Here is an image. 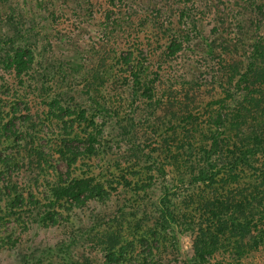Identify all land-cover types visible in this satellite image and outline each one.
Here are the masks:
<instances>
[{"label": "trees", "instance_id": "trees-1", "mask_svg": "<svg viewBox=\"0 0 264 264\" xmlns=\"http://www.w3.org/2000/svg\"><path fill=\"white\" fill-rule=\"evenodd\" d=\"M144 25L153 41L140 44L136 29ZM44 52L48 69L41 62ZM119 82L133 99L152 107L169 104L186 120L193 117V101L170 99L173 87L220 88L223 97L214 102L231 105L210 114L211 144L202 147L203 163L186 180L202 198L196 202L201 220L192 223V260L231 264L259 250L264 0H0V88L7 83L17 93L13 101L0 95V192L16 194L10 208L26 199L35 207L43 198V225L50 228L61 207L78 208L106 194L93 173L64 179L58 162L70 170L105 153L103 129L94 119L109 118L111 107L95 96L88 108L69 94L79 87L84 95L107 87L114 93ZM46 84L57 95L33 112L34 92ZM145 116L140 113V119ZM169 117L176 119L174 113ZM9 143L13 148L6 150ZM18 181L30 193L18 194ZM39 186L44 194L34 190ZM162 207L164 222H175L164 201ZM116 248L108 250L104 264H121L124 247Z\"/></svg>", "mask_w": 264, "mask_h": 264}, {"label": "rangeland", "instance_id": "rangeland-1", "mask_svg": "<svg viewBox=\"0 0 264 264\" xmlns=\"http://www.w3.org/2000/svg\"><path fill=\"white\" fill-rule=\"evenodd\" d=\"M136 32L140 44H147V38L152 40L154 36L145 25ZM44 53L46 58L41 62L48 69L51 63ZM42 88L46 91L34 92L37 100L30 106L33 112L43 109L57 95L50 91L52 84ZM172 89L173 93L166 90L172 93L170 99L181 103L192 99L188 108L193 114L191 119L186 120L169 104L152 107L147 101L133 99L128 86L121 82L114 93L107 87L84 95L79 87L69 94L88 108L97 96L100 103L111 107V114L107 119H94L103 129L105 153L96 159L80 160L70 170L64 162H58V172L64 179L69 173L71 177L93 173L106 194L102 197L100 192L101 196H94L78 208L61 207L54 213L56 225L45 228L40 212L43 198L35 207L26 199L22 206L11 209L16 194L8 197L7 192H0V264H104L108 250L118 246L124 247L121 264L194 263L192 242L196 232L192 223L196 225L201 220L196 202L202 198L186 180L191 169L203 163L202 147L211 144L210 114L220 108L227 110L231 103L214 102L223 97L220 88L201 87L191 92L179 86ZM16 94V89L7 83L0 88V95L9 101ZM140 113L146 114L144 119H140ZM173 113L176 119L171 120L169 115ZM188 128L193 132H187ZM219 145L222 148L228 144ZM10 148L11 143L5 147ZM17 185L18 194L30 193L22 181ZM34 190L45 193L40 186ZM163 201L175 222H164ZM235 262L264 264V243L259 250L231 264Z\"/></svg>", "mask_w": 264, "mask_h": 264}]
</instances>
